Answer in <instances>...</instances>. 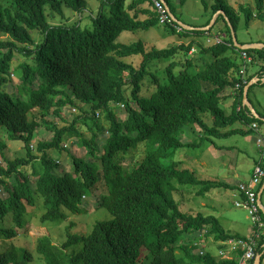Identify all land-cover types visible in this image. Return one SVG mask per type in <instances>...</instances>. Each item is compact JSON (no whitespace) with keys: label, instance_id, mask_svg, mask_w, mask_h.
Segmentation results:
<instances>
[{"label":"trees","instance_id":"16d2710c","mask_svg":"<svg viewBox=\"0 0 264 264\" xmlns=\"http://www.w3.org/2000/svg\"><path fill=\"white\" fill-rule=\"evenodd\" d=\"M10 1L0 0V264L34 260L32 252L9 241L31 210L42 224L69 223L61 246L48 236L36 240L45 264H237L218 253L228 240L246 237L226 231L215 215L183 210L176 198V192L197 188L195 194L205 196L224 185L180 168L178 154L246 136L252 124H264L249 99L251 88L264 84V49L240 50L232 40L234 35L238 44H254L239 42L237 30L242 20L246 28L253 20L264 22V0L237 10L227 0H200L210 16L200 26L187 24L195 30L169 16L168 10L179 20L174 0H161L170 23L160 22L152 0H99L95 12L87 0ZM213 17L212 27L199 29ZM219 21L222 43L204 46ZM152 28L189 41L149 50L142 41L119 42L123 33ZM15 56L22 62L13 68ZM130 57L141 58L138 67L126 62ZM255 78L247 100L258 117L243 104L244 87ZM237 85L227 114L223 95ZM66 106L81 112L69 125L44 120L50 112L60 117ZM235 123L250 126L224 131ZM41 125L52 137L39 142L34 155L29 145ZM3 136L21 142L26 157L8 159ZM77 146L81 156L73 152ZM262 161L263 155L255 166ZM90 209H104L110 218L87 233L74 232L70 218ZM263 245L264 237L256 248L261 262Z\"/></svg>","mask_w":264,"mask_h":264},{"label":"rangeland","instance_id":"374dc122","mask_svg":"<svg viewBox=\"0 0 264 264\" xmlns=\"http://www.w3.org/2000/svg\"><path fill=\"white\" fill-rule=\"evenodd\" d=\"M175 3V15L179 19L178 21L183 24H194L197 26L202 25L209 19V11H204V7L200 0H174ZM208 3H212V0H207ZM99 0H87L88 10L95 12L99 6ZM234 9H239L240 6H253L252 0H227ZM3 3L10 5V0H3ZM67 12V11H65ZM71 21H75L73 15H68ZM214 20V17L212 18ZM211 20V21H212ZM51 23H58L59 20H50ZM224 24L218 22L213 30V37L203 38L204 46H209L213 44V39L215 36H220L221 30L224 31ZM31 35L38 39V34L36 32H31ZM0 36V39H3ZM205 39V40H204ZM237 39L239 42H259L264 43V22L253 20L250 22L249 26L246 28L243 26V20L240 22L237 30ZM142 41L147 50L151 48L162 49L169 47L170 45L180 44L182 42L187 43L189 40L180 39L177 36L166 35L161 28H152L148 31H137V32H126L123 33L119 42L123 44H131L134 42ZM141 58H127L126 62L132 63L135 67L140 64ZM22 59L19 56H15L12 62V67L15 68ZM258 64V61H256ZM255 64L247 66V73L254 69ZM12 79L15 83L17 80L14 76ZM230 95H235V90L226 92L223 96L231 99ZM227 98V114L230 113L231 100ZM249 99L256 110L264 115V84L254 85L249 93ZM85 108V107H84ZM81 112L72 109L70 106L63 107L60 111V117L53 113H49L48 116L44 118L45 121L49 123H54L58 127L69 125L74 116L80 115ZM37 121L40 120V115L37 114ZM204 120L211 124V118L206 116ZM103 123L104 120H101ZM250 125L235 123L232 127L227 130L240 129L243 131L248 130ZM84 128V127H83ZM254 131V130H253ZM251 132L244 136L241 134L233 135L228 138L216 139L215 146H208L207 148H200L199 150L191 151L190 153L180 152L178 157L183 160L180 168L188 169L194 171L198 178L214 180L216 182L222 183L224 186L220 188L211 189L206 193L205 196L196 195L197 188L189 192H176V198L181 204L183 210L191 212H200L203 214H212L218 217L222 227L231 233H245L249 227H251V222L249 220L247 212L234 206V200L237 198V194L233 187L237 185V182L246 183L250 180L255 164L261 159L262 153L259 151L257 146V138L261 136L264 140V124L258 127V132ZM52 137V132L47 129L44 125L39 126L34 134L33 141L29 145L30 152L34 155H39L36 151L39 142L49 141ZM3 141L6 144L5 156L8 159L14 158H24L26 157V150L21 142H13L9 140L6 136H3ZM188 139L184 138V141ZM193 140L192 138L189 139ZM73 152L78 156H81L83 151L82 148H73ZM0 162L3 166L5 163L0 158ZM261 166L264 168V154ZM229 187V188H227ZM235 193V194H234ZM6 196V193L5 195ZM261 202L264 205V191L261 196ZM78 215L76 217L72 216L70 221H74L75 228L74 232L78 234H84L91 230L93 224L98 220L109 219L110 215L104 209L94 211V209L88 210L87 216ZM40 214L36 210H31L30 213L25 216V226L22 229L16 228L18 235L13 239L9 240L15 247L25 248L32 252L34 255V260L30 264H45L41 256L36 254V240L43 236H48L51 238L54 245L61 246V243L67 241V230L66 226L69 224H42L40 219ZM7 226L11 227L9 222H6ZM211 241L208 240L207 244L211 245ZM4 249L0 244V252ZM226 250V249H225ZM264 264V259H263Z\"/></svg>","mask_w":264,"mask_h":264},{"label":"built area","instance_id":"2783aa9c","mask_svg":"<svg viewBox=\"0 0 264 264\" xmlns=\"http://www.w3.org/2000/svg\"><path fill=\"white\" fill-rule=\"evenodd\" d=\"M155 8L160 14V22H171L165 7L162 5L161 0H152ZM214 44L222 43V38L215 36L213 39ZM242 57L247 61L251 58L241 53ZM244 70L242 71V73ZM245 83V81H243ZM242 83V84H243ZM241 85H237L234 90H238ZM251 129L258 132L256 124L251 125ZM257 146L259 151L264 154V140L258 136ZM264 180V168L261 165H256L253 171V176L247 183H239L238 190H236L237 198L234 200V206L244 209L249 217L252 225V233L245 239H231L226 242V250L219 251V259L236 260L237 264H251L254 263L257 257L256 248L264 237V220L262 214L264 213V206L258 200V193L260 184ZM242 195V197H240ZM264 247V245H263Z\"/></svg>","mask_w":264,"mask_h":264},{"label":"water","instance_id":"95a60500","mask_svg":"<svg viewBox=\"0 0 264 264\" xmlns=\"http://www.w3.org/2000/svg\"><path fill=\"white\" fill-rule=\"evenodd\" d=\"M168 10V9H167ZM168 13H169V16L177 23L179 24L180 26L188 29V30H195L194 27H191V26H188V25H185L183 24L182 22L178 21L168 10ZM215 17V16H214ZM213 20L210 22L209 26L208 27H204V28H199V29H202V30H207L208 28L212 27V24H213ZM232 40L234 42V45L240 49V50H250V49H264V44H261V43H254V44H245V45H241V44H238L237 41H236V38L235 36L233 35L232 36ZM264 81V78L262 79ZM258 81L257 78L255 79H252L245 87H244V90H243V104L250 110V112L255 116V117H258L256 111L254 110L253 106L250 104V102L247 100V91L249 89V87L256 83ZM264 120V119H263ZM264 191V182H263V185L258 193V200L260 201L261 200V195ZM261 262V256L260 255H257V257L255 258L254 260V263L253 264H260Z\"/></svg>","mask_w":264,"mask_h":264},{"label":"crops","instance_id":"0c3cea01","mask_svg":"<svg viewBox=\"0 0 264 264\" xmlns=\"http://www.w3.org/2000/svg\"><path fill=\"white\" fill-rule=\"evenodd\" d=\"M233 96V95H232ZM227 98H228V96H227ZM227 98L226 99H224L223 100V106L225 107V109H226V112H227V108H228V106H227V103H226V100H227ZM229 99V98H228ZM231 100V101H230ZM229 101L231 102V104H232V98L231 99H229ZM231 110V109H230ZM238 183V182H237ZM262 196V195H261ZM261 201V200H260ZM262 203V202H261ZM263 205V204H262ZM264 206V205H263ZM236 233H238V232H236ZM252 233V226L251 227H249V229L245 232V233H238V234H241L242 236H245V237H247L248 235H250ZM260 264H263V262H260Z\"/></svg>","mask_w":264,"mask_h":264},{"label":"clouds","instance_id":"9594fccd","mask_svg":"<svg viewBox=\"0 0 264 264\" xmlns=\"http://www.w3.org/2000/svg\"><path fill=\"white\" fill-rule=\"evenodd\" d=\"M260 191V190H259ZM261 202V201H260ZM264 214V213H263Z\"/></svg>","mask_w":264,"mask_h":264}]
</instances>
